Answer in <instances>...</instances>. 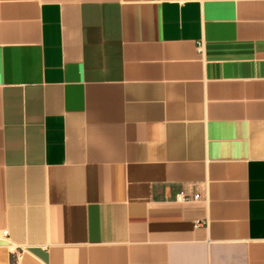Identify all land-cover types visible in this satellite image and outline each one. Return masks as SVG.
I'll return each mask as SVG.
<instances>
[{
  "label": "crops",
  "instance_id": "1",
  "mask_svg": "<svg viewBox=\"0 0 264 264\" xmlns=\"http://www.w3.org/2000/svg\"><path fill=\"white\" fill-rule=\"evenodd\" d=\"M0 264H264V0H0Z\"/></svg>",
  "mask_w": 264,
  "mask_h": 264
},
{
  "label": "built area",
  "instance_id": "2",
  "mask_svg": "<svg viewBox=\"0 0 264 264\" xmlns=\"http://www.w3.org/2000/svg\"><path fill=\"white\" fill-rule=\"evenodd\" d=\"M156 1V0H155ZM4 234H6V232H4Z\"/></svg>",
  "mask_w": 264,
  "mask_h": 264
}]
</instances>
